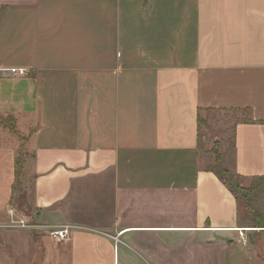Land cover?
Segmentation results:
<instances>
[{"label":"crops","instance_id":"0c3cea01","mask_svg":"<svg viewBox=\"0 0 264 264\" xmlns=\"http://www.w3.org/2000/svg\"><path fill=\"white\" fill-rule=\"evenodd\" d=\"M227 111L246 116L223 165L264 178V0H0L31 209L0 128V264H248L264 228L239 226L200 147L201 113Z\"/></svg>","mask_w":264,"mask_h":264},{"label":"rangeland","instance_id":"374dc122","mask_svg":"<svg viewBox=\"0 0 264 264\" xmlns=\"http://www.w3.org/2000/svg\"><path fill=\"white\" fill-rule=\"evenodd\" d=\"M245 113L238 111L201 113L200 144L203 152L205 165H211L214 160L213 152H218L222 156V151L226 153L224 147L230 146L232 138L233 124L245 117ZM12 134L19 140L20 148L23 147V140L17 133ZM224 146V147H223ZM229 152V150H227ZM23 148L22 154L25 158L29 156ZM230 176L225 178L227 186L237 194L238 224L244 228L264 227V180L245 179L237 177L229 169ZM257 185L258 191L251 199H244L239 187H250ZM237 187V188H236ZM19 195L14 196V201L22 212H30V207L24 201H19ZM17 200V201H16ZM246 233V232H245ZM248 239V255L253 256L248 264H264V231H252L246 233Z\"/></svg>","mask_w":264,"mask_h":264},{"label":"trees","instance_id":"16d2710c","mask_svg":"<svg viewBox=\"0 0 264 264\" xmlns=\"http://www.w3.org/2000/svg\"><path fill=\"white\" fill-rule=\"evenodd\" d=\"M0 128L7 130L10 133H16L15 128V120L11 116L3 117L0 116ZM23 148H19L18 155L15 158V179L13 184V193H16L18 195L21 194L22 188H21V171L25 162V155L22 154ZM214 160L211 165H205V170L213 172L218 179L229 189V191L234 195L236 201L237 200V194H235L226 184L225 178H228L230 176L229 170L223 165L222 163V156L219 155V153L216 151L213 152ZM239 177L238 175H236ZM225 177V178H224ZM256 180H264V178H252ZM237 188V187H236ZM241 192L242 198L251 199L254 197L256 191H258L257 185H252L250 187H239L237 188ZM254 228H264V227H254Z\"/></svg>","mask_w":264,"mask_h":264},{"label":"built area","instance_id":"2783aa9c","mask_svg":"<svg viewBox=\"0 0 264 264\" xmlns=\"http://www.w3.org/2000/svg\"><path fill=\"white\" fill-rule=\"evenodd\" d=\"M11 73H18V74H22V71H15V70H10ZM70 235V229L69 227H63V228H59V229H55V230H51L48 233V236L57 241V242H62L65 241Z\"/></svg>","mask_w":264,"mask_h":264},{"label":"bare ground","instance_id":"6f19581e","mask_svg":"<svg viewBox=\"0 0 264 264\" xmlns=\"http://www.w3.org/2000/svg\"><path fill=\"white\" fill-rule=\"evenodd\" d=\"M252 229L251 228H249V229H247L246 231H251Z\"/></svg>","mask_w":264,"mask_h":264}]
</instances>
